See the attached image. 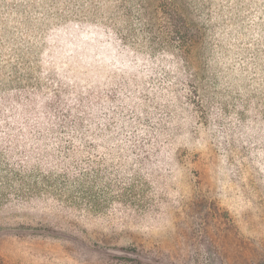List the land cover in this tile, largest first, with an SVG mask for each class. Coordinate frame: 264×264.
Returning a JSON list of instances; mask_svg holds the SVG:
<instances>
[{"label": "rangeland", "instance_id": "rangeland-1", "mask_svg": "<svg viewBox=\"0 0 264 264\" xmlns=\"http://www.w3.org/2000/svg\"><path fill=\"white\" fill-rule=\"evenodd\" d=\"M79 117L166 191L21 186ZM0 264H264V0H0Z\"/></svg>", "mask_w": 264, "mask_h": 264}, {"label": "trees", "instance_id": "trees-1", "mask_svg": "<svg viewBox=\"0 0 264 264\" xmlns=\"http://www.w3.org/2000/svg\"><path fill=\"white\" fill-rule=\"evenodd\" d=\"M78 122L81 125L80 117L72 118L68 131L51 125L47 135H39L41 145L33 151L36 160L25 177L28 183L19 179L21 186L26 185L28 191L50 193L81 191L90 201L92 191H166L161 187L166 176L158 172V161L145 160L143 154L159 155L173 135L163 133L165 143L149 149L135 140H124L119 134L111 144L107 139L97 144L92 120L86 127L77 128ZM172 173L174 170H169L168 174ZM188 182L186 191H191L192 184Z\"/></svg>", "mask_w": 264, "mask_h": 264}]
</instances>
